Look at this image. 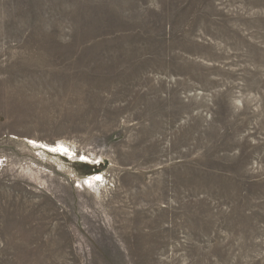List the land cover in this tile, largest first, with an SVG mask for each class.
I'll return each instance as SVG.
<instances>
[{
  "label": "rangeland",
  "instance_id": "374dc122",
  "mask_svg": "<svg viewBox=\"0 0 264 264\" xmlns=\"http://www.w3.org/2000/svg\"><path fill=\"white\" fill-rule=\"evenodd\" d=\"M0 264H264V0H0Z\"/></svg>",
  "mask_w": 264,
  "mask_h": 264
},
{
  "label": "bare ground",
  "instance_id": "6f19581e",
  "mask_svg": "<svg viewBox=\"0 0 264 264\" xmlns=\"http://www.w3.org/2000/svg\"><path fill=\"white\" fill-rule=\"evenodd\" d=\"M62 147V146H61ZM58 148H59V146H58ZM57 149V148H56Z\"/></svg>",
  "mask_w": 264,
  "mask_h": 264
}]
</instances>
